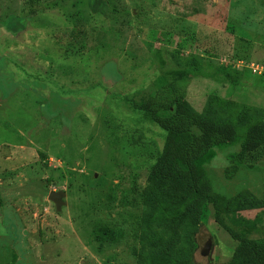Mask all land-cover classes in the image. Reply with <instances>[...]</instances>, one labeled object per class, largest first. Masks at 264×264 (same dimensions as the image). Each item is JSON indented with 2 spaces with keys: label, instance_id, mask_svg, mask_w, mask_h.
I'll return each instance as SVG.
<instances>
[{
  "label": "rangeland",
  "instance_id": "rangeland-1",
  "mask_svg": "<svg viewBox=\"0 0 264 264\" xmlns=\"http://www.w3.org/2000/svg\"><path fill=\"white\" fill-rule=\"evenodd\" d=\"M251 64L264 67V0H0V264L231 261L213 205L177 214L151 180L167 133L138 107L166 104L175 83L187 117L264 122ZM239 143L200 173L225 225L260 243L264 142L232 167Z\"/></svg>",
  "mask_w": 264,
  "mask_h": 264
},
{
  "label": "trees",
  "instance_id": "trees-1",
  "mask_svg": "<svg viewBox=\"0 0 264 264\" xmlns=\"http://www.w3.org/2000/svg\"><path fill=\"white\" fill-rule=\"evenodd\" d=\"M36 4L37 0H26ZM167 103L159 104L157 98L141 104L147 121L167 133L165 145L156 158L150 178L162 180L166 188L178 199L173 204L177 214L191 206L211 204L215 208V219L227 234L238 243L231 261L226 264H264V242L249 240L246 236L228 228L221 218L224 209L220 208V197L215 194L200 170L209 165L217 152L230 148L240 141V151L230 156V166H241L250 157L248 146L257 142L256 153L264 142V122L258 119L252 122L240 121L232 117L221 119L212 109L201 119L190 118L185 113V96L172 83L168 89ZM163 110L168 112L163 114ZM229 112V108H227ZM241 139V140H240ZM259 149V150H258ZM264 201H259L263 205ZM173 210L166 212V218H174ZM226 211V210H224ZM162 264H180L165 260Z\"/></svg>",
  "mask_w": 264,
  "mask_h": 264
},
{
  "label": "water",
  "instance_id": "water-1",
  "mask_svg": "<svg viewBox=\"0 0 264 264\" xmlns=\"http://www.w3.org/2000/svg\"><path fill=\"white\" fill-rule=\"evenodd\" d=\"M64 196H65L64 193L61 192H53L50 193L48 196V200L55 205L57 211H60L61 207L65 205L63 201ZM211 247H212L211 236L209 235V233H206L203 241L199 246L200 255L202 257H209L211 252Z\"/></svg>",
  "mask_w": 264,
  "mask_h": 264
},
{
  "label": "built area",
  "instance_id": "built-area-1",
  "mask_svg": "<svg viewBox=\"0 0 264 264\" xmlns=\"http://www.w3.org/2000/svg\"><path fill=\"white\" fill-rule=\"evenodd\" d=\"M254 64H251L248 67V70H250L251 73H253L254 75H258L261 76L264 74V67L261 66V69L259 67H256Z\"/></svg>",
  "mask_w": 264,
  "mask_h": 264
}]
</instances>
